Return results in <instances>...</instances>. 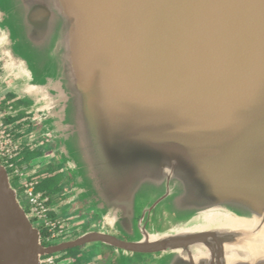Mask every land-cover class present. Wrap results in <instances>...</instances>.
<instances>
[{
	"label": "water",
	"instance_id": "95a60500",
	"mask_svg": "<svg viewBox=\"0 0 264 264\" xmlns=\"http://www.w3.org/2000/svg\"><path fill=\"white\" fill-rule=\"evenodd\" d=\"M2 1L5 79L22 82L7 92L46 116L76 198L128 241L44 246L0 162V264L96 241L154 264H264V0ZM14 15L40 74L15 54ZM209 211L251 226L193 227Z\"/></svg>",
	"mask_w": 264,
	"mask_h": 264
},
{
	"label": "flooded vegetation",
	"instance_id": "af4514ba",
	"mask_svg": "<svg viewBox=\"0 0 264 264\" xmlns=\"http://www.w3.org/2000/svg\"><path fill=\"white\" fill-rule=\"evenodd\" d=\"M4 75V63L0 60V121L10 135V150L12 152L10 163L2 156H0V160L8 169L12 181L13 179L17 181L19 196L21 195L26 200L25 183H33L36 186V191L48 199V216L55 223L56 231L59 234L55 241L63 239L60 243H50V246L74 241L88 233H103L119 242H127L128 238L122 233L113 229L105 221L98 222L95 219V214L89 209L86 200L76 198L74 178L62 165V162L56 159L57 145L50 140L45 132L44 120L46 117L36 108L35 103L21 100L13 93H4L2 90ZM34 153L38 154L37 158L29 161V156ZM39 161L40 164L45 165L39 168L35 167V162ZM11 164L20 171L21 176H17L14 169L11 168ZM57 178L60 179L55 185L58 188L57 193L46 194L37 190L38 187ZM66 208L67 212L64 213ZM27 210L29 214V208ZM86 218L88 221H92V225L84 230ZM32 222H35L36 226V221L32 219ZM36 227L39 230H45L41 226ZM77 230L80 233L74 234ZM93 247L94 249L98 248L97 252L95 253L94 250L92 257H87L86 252L89 253ZM75 248L81 251L77 256H70L68 251L70 249H68L59 254L45 256L43 259L53 257L55 264H118V258L123 253L130 264H149L150 261L147 260L154 261L160 258L157 254L129 252L99 241ZM145 256L146 259H144ZM135 258L136 260H134Z\"/></svg>",
	"mask_w": 264,
	"mask_h": 264
},
{
	"label": "rangeland",
	"instance_id": "374dc122",
	"mask_svg": "<svg viewBox=\"0 0 264 264\" xmlns=\"http://www.w3.org/2000/svg\"><path fill=\"white\" fill-rule=\"evenodd\" d=\"M2 1V0H1ZM2 3H3V1H2ZM6 8H7V5H8V1L7 0H4V4H3ZM23 24H21V23H19L18 22V19L16 18V15H14L12 18H8V20H6V22L4 23V26H8L11 30H12V33H13V35L14 36H16V38H17V41H18V47H17V45H16V47L14 48V51H15V54L16 55H19V56H21V57H23V58H25V59H29V63H28V66L30 67V68H32V70H36V72H37V74H40L41 72H42V66H44V58H43V56L41 55V54H39V52H37V51H33V50H31V51H28V50H26L25 48H24V44L22 43V30H21V28L23 27L22 26ZM23 42H24V40H23ZM0 60L4 63V71H5V75H6V66H8L7 64H8V58L6 57V56H4V55H0ZM48 60V59H47ZM48 64H49V61H48ZM52 67L50 66L49 68H45L44 69V71L46 70V69H48L49 70V72L47 73V75H49V76H51L52 74V72H53V70L52 69H54V68H52ZM36 73H35V75L36 76H38ZM5 75H4V78H3V83H4V86H3V88H2V90L4 91V93H8L7 92V90H9L10 89V87H9V84H14L15 82H16V84L18 83V85L20 84V83H22L21 81H20V79H16V78H12L11 77V79H5ZM35 76V77H36ZM13 79V80H12ZM7 81V82H6ZM43 76H41L40 78H35V83L36 84H42L43 83ZM24 83V82H23ZM16 84H14L13 86L14 87H16ZM16 96H18V95H16ZM30 102H32V103H34L33 101H30ZM37 108V107H36ZM38 109V108H37ZM41 112V111H40ZM45 116V115H44ZM46 117V116H45ZM46 119V118H45ZM45 121V120H44ZM55 144V143H54ZM37 156H38V154L37 153H34V154H31L30 156H29V161L30 160H34L35 158H37ZM62 165H64L65 167H66V169H67V171L70 173V175L74 178V173L68 168V165L65 163V162H62ZM59 180L60 179H52L51 181H49L48 182V185H43V190H51V188L52 187H54L56 184H58V182H59ZM11 182H12V185L14 186V188H16L17 189V181L15 180V179H13V181H12V179H11ZM76 187V186H75ZM20 197V199H21V201H22V203H23V205H24V207H25V209H27L28 208V204H27V201L26 200H24L22 197H21V195L19 196ZM65 211H64V213H66L67 212V208L66 209H64ZM94 214H95V219L98 221V222H100V221H104L103 220V217H102V215L101 214H99V213H96V212H93ZM86 224L84 225V230H86L87 228H89V227H91V225H92V221H88L87 220V218H86ZM94 222V221H93ZM34 224H35V222H34ZM36 226H40V224H36ZM80 232L77 230V231H75V233L74 234H79ZM61 241H63V239H59V240H57V241H55V242H52L51 244H55V243H60ZM92 250H90L89 251V253H87L86 252V255H87V257H92V255H93V253H94V250H95V253L97 252V250H98V248H95L94 249V247L93 248H91ZM69 252H70V256H77L78 254H79V252H81V251H79L78 249H70V250H68ZM85 252V251H84ZM59 254V253H58ZM147 257L145 256L144 257V259H146ZM119 262H118V264H130L128 261H127V257L125 256V254H123V253H121V255L119 256ZM134 260H136V258L134 259ZM147 261H150V263L149 264H154V263H159L160 261H159V259H156V260H154V261H152V260H147Z\"/></svg>",
	"mask_w": 264,
	"mask_h": 264
},
{
	"label": "built area",
	"instance_id": "2783aa9c",
	"mask_svg": "<svg viewBox=\"0 0 264 264\" xmlns=\"http://www.w3.org/2000/svg\"><path fill=\"white\" fill-rule=\"evenodd\" d=\"M10 135L8 134L3 123L0 121V156L4 157L10 163L12 159V152L10 150ZM11 168L14 169L17 176L20 175V171L14 168V165L11 164ZM26 185V201L29 208V217L32 220H35L37 224H40L46 230V241L49 243L55 242L59 236L56 231L55 223L49 219L48 216V199L45 198L42 194L36 191V186L33 183H25ZM42 264H55V259L53 257H47L42 259Z\"/></svg>",
	"mask_w": 264,
	"mask_h": 264
},
{
	"label": "bare ground",
	"instance_id": "6f19581e",
	"mask_svg": "<svg viewBox=\"0 0 264 264\" xmlns=\"http://www.w3.org/2000/svg\"><path fill=\"white\" fill-rule=\"evenodd\" d=\"M248 221L231 218L223 211L204 212L198 219L195 228H230L234 230L248 229Z\"/></svg>",
	"mask_w": 264,
	"mask_h": 264
},
{
	"label": "trees",
	"instance_id": "16d2710c",
	"mask_svg": "<svg viewBox=\"0 0 264 264\" xmlns=\"http://www.w3.org/2000/svg\"><path fill=\"white\" fill-rule=\"evenodd\" d=\"M0 162L2 163V161L0 160ZM3 164V163H2ZM44 185H48V183L44 184ZM57 187H53L51 188V190H43V185L38 187L37 190L40 192H44L46 194H53V193H57ZM26 212L28 213V210L26 209ZM33 223V222H32ZM34 224V223H33ZM41 234H42V243L44 244V246H50L51 244L49 242L46 241V230H40Z\"/></svg>",
	"mask_w": 264,
	"mask_h": 264
},
{
	"label": "crops",
	"instance_id": "0c3cea01",
	"mask_svg": "<svg viewBox=\"0 0 264 264\" xmlns=\"http://www.w3.org/2000/svg\"><path fill=\"white\" fill-rule=\"evenodd\" d=\"M21 99V98H20ZM21 100H23V99H21ZM57 153V152H56ZM57 159V158H56ZM36 164H35V167H42V166H44L45 164H40L41 162L39 161V162H35Z\"/></svg>",
	"mask_w": 264,
	"mask_h": 264
}]
</instances>
